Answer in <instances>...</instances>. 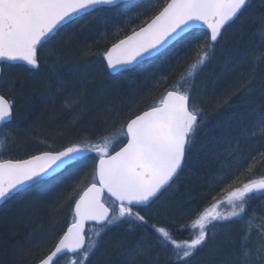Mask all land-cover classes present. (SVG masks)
Instances as JSON below:
<instances>
[{
    "label": "snow or ice",
    "instance_id": "snow-or-ice-1",
    "mask_svg": "<svg viewBox=\"0 0 264 264\" xmlns=\"http://www.w3.org/2000/svg\"><path fill=\"white\" fill-rule=\"evenodd\" d=\"M150 6L157 9L154 15L102 53L105 71L131 73L136 66L163 55L173 43L183 42L193 50V55L169 90L146 110L130 114L110 135L97 136L95 140L84 137L59 150L42 151L26 159H0V202H7L26 185L54 179L61 169L70 167L85 154L92 153L97 158L92 180L81 187L75 200L71 224L38 264H57L64 254H71L69 264H85L102 235L122 225L134 234L126 249L130 258L146 254L155 243L170 251L172 264H187L198 248L207 243L210 226L214 228L216 222L241 217L253 197L264 195V175L246 181L233 180L221 199L214 198L190 224L180 226V230L193 233L186 239L175 238L168 226L150 223L147 213L142 214L180 178L189 154L199 150L196 140L206 114L194 94L197 78L215 59L217 45L226 51L227 59L223 72L214 74L215 81L222 79L227 65L240 53L239 44L230 50L223 48L225 33L235 26L242 38L255 26L250 41L259 51L246 53L241 63L250 64L253 69L264 63V0H260L258 12L253 0H163L162 4ZM121 7H127V0H0V85L14 83V79L8 78L12 68H22L33 77L39 75L40 50L54 41L63 28L87 17L79 24L81 30H86L107 20L109 13ZM259 84L264 89V75ZM256 87L253 71L231 95L243 99ZM14 107V98L0 94V133L5 137L0 139V148L10 136L7 128L16 118ZM248 117V125L239 128L237 144L264 137V104L252 106ZM123 140L126 143L113 152V146ZM261 160L264 153L253 158L248 171ZM225 178L226 174L217 179L222 182ZM223 205L228 210H223ZM88 222L96 227L86 234ZM136 229L150 230L154 235L147 231L136 234ZM247 255L245 249L244 256Z\"/></svg>",
    "mask_w": 264,
    "mask_h": 264
},
{
    "label": "rangeland",
    "instance_id": "rangeland-1",
    "mask_svg": "<svg viewBox=\"0 0 264 264\" xmlns=\"http://www.w3.org/2000/svg\"><path fill=\"white\" fill-rule=\"evenodd\" d=\"M133 9L134 7L131 6L124 7L122 9V13L127 12L129 15V12H131ZM116 17H119V13H116ZM105 22L106 20H102L98 23L105 24ZM72 36L73 34L71 37ZM72 38H74V36ZM239 38H241V34L237 30H228V32L225 33V39L222 41V46L225 50H230L234 45L239 44L240 53L239 55L235 56L236 58H234L230 64H228L227 73H231L243 68V71L239 73L244 81L253 71L256 73L257 87L253 93L243 99L240 97L239 102L234 104L236 109L244 108L245 112H249L252 106L258 107L264 104V95H261V92L264 91V89H262L259 84V78L264 75V63H259L255 69H253L250 64L241 63V57L243 55L248 52L255 54L259 51V49L254 46V44L250 41V38L244 39L246 41L245 45L242 43L244 40L241 41ZM54 45L55 44L53 43L43 51V48L40 50L41 72H39V75L33 77L22 68H16L18 70H9L8 72V76H11V80L14 79V83H10L11 89L16 85V81H21V84L22 82L26 84V81L28 84H34L35 82H39L38 84H41V90L43 94L46 95V98H42L44 100V106L42 108L43 115H40V113L36 115L38 117V124H36L35 131H42L49 135L53 133L52 138L54 141L42 137L38 138L32 132L33 130H31V133L26 128L17 130V134L7 129L10 132V136L5 140L4 147L0 148V159H13L12 157H14V153L18 152H22L25 157H29L30 155L42 151L59 150L71 143V141H67L68 143L65 144L63 143L66 141L59 143L61 141L59 138L62 136H60L58 132L63 126V121L60 120L62 116L59 115L58 117V114L55 112L56 109H63L62 115L66 117V121L64 120V122L72 124L80 120V117L87 113L88 109L91 107L90 102L92 100L100 101V99L105 95L110 97L112 96L115 99H121L125 88L129 89V91L133 93H137L136 83L139 78L142 79V85H146L147 82H150L148 86L151 87L147 88L146 96L152 92V89H158L155 84L159 81L156 82L155 80L156 83L153 85L151 77L154 75L153 71L159 67L161 62L147 64L144 66L142 65L140 68L136 69L134 74L126 73L108 77L107 75L109 73L104 70L105 62L102 57H99L96 59V61L91 63H85V60L65 63L62 60L64 53H62L61 48L59 47L54 50L52 49ZM68 45L69 44H66V47ZM220 49L221 45H218L217 50L220 52L221 57L227 58L226 51H221ZM101 60L103 61L102 71H100L101 69L99 68V62ZM80 65H83L81 67L85 68L86 70L82 69L81 71ZM95 65H99L98 69L95 68L89 70L91 66ZM57 76H59L60 79H57ZM209 77L210 75L208 76V73H206L205 76L203 75L201 79L199 78L200 82L197 86V89L200 90L199 98L206 104L208 103V93L215 90V85L209 86V82H207ZM31 81L34 82L30 83ZM78 93H80L79 97L76 95ZM160 93L161 92L158 91L156 98L161 97H159ZM19 95L18 89L16 88L15 92L13 90L12 92L9 91L8 98H14L16 104V99ZM59 96L60 98H58ZM257 96L258 98H254ZM25 99L26 98L19 97L17 99L19 101L17 107L20 106V104H23ZM77 99L78 103H74V100ZM46 102L55 105L56 109L53 107L51 112L49 110L48 103ZM197 104L200 107V101H197ZM110 109L111 108L109 107L106 108L107 111ZM25 110L26 108H24L23 111L25 112ZM74 110H79V112L76 114L72 113ZM227 112H230L229 106ZM239 114V116L236 115L239 118L235 116V120L227 119L228 121L231 120L230 123L232 126L234 124L235 127H228L229 130H227V132L225 131L226 136H223V139H221V137L220 139L211 137V132L209 134L207 131H203L201 137L197 135L196 143L199 150L194 151V153L192 152V159L190 156V160L186 164L183 173L180 175L179 184L184 182L185 187H189L190 184L194 183L195 181H201V184L207 185L211 189L218 183V187L223 184V182L221 183L220 181H217V183L204 181L202 180L204 177L196 176L194 172L195 168L196 166H200L201 160L203 161V159L212 160L210 163L213 165L216 164L215 167L217 166L216 168L222 170L220 172L222 173L221 175H232L242 168H249V164L252 163L253 158H256V155L259 154L264 148V137L246 140L245 144H249L251 149L254 148L255 151L252 149V152H248L244 156H241L240 154H234V151H239L240 146L234 140L229 141V138L236 136V133L240 134L239 128L243 124H246L247 126L250 119L248 117V113H244L246 116L241 114V112ZM44 115L47 116L44 118ZM208 121L209 120H207V123ZM119 126L120 124L118 127ZM215 129L216 131H220L218 127ZM200 132L201 131L199 130V133ZM83 136L87 137V134ZM0 139H5L3 133H0ZM258 141L260 142L259 145L256 143ZM125 142L126 140H123V142H117L111 150H117ZM198 155H200V158L197 157ZM96 163V157H94L92 154H85L84 157H82L78 162L73 163L61 175L55 177L54 179L43 181L40 184L34 185L33 187L23 191L10 200L4 207L0 209V220L5 218V216H8L7 221L9 220V222H18L20 224L27 225V232L28 230L29 232L27 236L28 240L25 244H31V246L35 245L39 247V249L35 247L38 250L45 248L55 239L56 233L60 231L63 224H65L64 228H66L72 222L73 206L75 200L79 196L81 187L85 186L92 180L93 168ZM257 165H259V163H257ZM260 165L258 166V171L253 172L255 168L251 172L248 171V173H252L251 175H255L253 178L264 175V162L261 166ZM208 167L204 169L208 170ZM213 170V166L210 165L209 171L212 172L211 174L214 176L215 173ZM178 185L170 187L163 195L160 196L155 204L151 205L146 210L144 209L142 213L146 212L147 217L155 219L159 218L161 220H163V218L175 220L176 217H178V220H184L193 215V212L196 208V205L192 203V201L195 199L194 197L185 199L184 194H178L179 197L177 199L167 202V199L171 198L177 190L181 193L182 190L178 189ZM232 224H236V226L232 227ZM230 227L232 228L230 229ZM113 228H127V225L112 227L108 231H111ZM229 230H233L234 233V239L229 238L228 241L226 240L234 246V250L231 248L233 251L230 249L231 252H233L230 254L224 251L225 240L221 239V236H226ZM211 232L214 237L217 235L215 237V239L218 238V248L216 252L219 253L221 259H227L232 262L242 261L243 264H246V262L247 264H264V195H257L253 197L246 206V212L243 213L241 217L234 218L233 223L228 224L227 222H216L215 227L213 230H211ZM102 237L100 238V241ZM237 238L238 240H236ZM27 245L16 246L19 257L24 255ZM97 248L94 250V252L97 250ZM245 249L248 251L247 257L244 256ZM251 249L254 250V254L250 253L252 251ZM94 252L92 254H94ZM121 260L126 262L125 258ZM14 261H18L17 263H19L18 257ZM62 263L69 264V262L67 263L66 257L61 259L58 264Z\"/></svg>",
    "mask_w": 264,
    "mask_h": 264
},
{
    "label": "trees",
    "instance_id": "trees-1",
    "mask_svg": "<svg viewBox=\"0 0 264 264\" xmlns=\"http://www.w3.org/2000/svg\"><path fill=\"white\" fill-rule=\"evenodd\" d=\"M259 1L260 0H253L254 10L257 12L260 10ZM162 3L163 0H136L133 2H129L127 3V6L134 7V9L131 12H129L130 13L129 15L127 12L122 13V9L124 7H121L118 11H114L108 14V18L105 24L94 23L95 25L92 24L86 30H81L79 28V24H83L84 20L88 19L87 17H84L83 19H80L76 24L69 25L66 28H63L60 31V33H58L55 40L47 44L42 49V51L54 43L55 45L52 47V49L55 50L60 47L62 53H64L62 57L63 62L68 63V62H79L85 60L86 61L85 63H89V62L91 63L93 61H96V59H98L99 57H102V53L107 51V49L110 48L113 43H116L119 39H122L124 38V36L129 35L133 28L138 29V27L142 26L145 20L150 18L152 15H154L157 9L155 7H151L150 5L162 4ZM116 13H119V17H116ZM229 30H236V27L234 26ZM255 30L256 28L255 26H253L251 29L248 30L249 34L244 35L242 38L239 39L242 41L245 38H250V33ZM200 31L203 32L202 30ZM72 34L74 38H72L73 36L71 37ZM202 39L203 37H201V41ZM242 43L243 45H245L246 41L244 40ZM66 44H69L70 47L69 45L66 47ZM192 55H193V50L187 49L183 42L173 44L171 47H169L167 50L164 51L163 55L156 57L150 62H146L142 64L144 66L147 64L161 62L159 67L155 71H153L154 75L151 77V81L153 85L154 83L159 81L158 83L155 84L158 87V89H152V92L148 96H146L147 88L151 87L148 86L150 82H147L146 85L145 84L142 85L141 83L142 79L139 78V80H137L136 83L137 93L135 92L133 93L129 91V89L125 88L124 89L125 91L122 94L121 99L118 98L115 99L112 96L110 97L108 95H105L103 96V98L100 99V101L92 100L90 102L91 107L88 109L87 113L82 117H80V120L72 124L68 122H64V120L66 121V117L62 115L63 109L61 108L56 109L55 105L46 102L48 103V107L51 112L53 110L52 108L54 107L56 109L55 112L58 114V117L59 115L62 116L60 120L63 121V126L61 127V130H59L58 132V134L62 137L59 138L61 139L59 143L64 141L66 142H64L63 144L68 143L70 141L74 142L76 140L84 138L83 135L85 134H87L88 138L95 140L97 136L110 135L111 133L115 132V130L119 128L118 125L121 124L122 121H124L127 118H130V114L132 113L139 114V112L146 110L148 106L153 104L152 102L158 101L160 99V98H156V94L158 93V91L161 92L159 95L160 97L167 90H169V86L176 81L180 73L184 70L185 67H187L188 63H190ZM185 56H187V59H183V57ZM226 59H227L226 57L222 58L220 52L217 50L215 53V59H213L211 63H209L207 67H205L204 69L205 72L204 71L201 72L197 78L196 84L198 86L200 82L199 78L201 79L203 75L205 76L206 73H208V76L210 75L209 79L207 80V82H209V86L215 85V90L208 93L207 104L201 101V99L199 98L200 90L197 89V87L195 89L194 94L196 96V100L200 101V107L203 109L204 113L206 114L204 126L200 129L201 132L199 134V137L202 136L203 131H207L209 132V134L211 132L210 134L211 137H216L219 139L221 137V139H223V136H226L227 130H229V128L235 127L234 124L232 126L230 121L233 119L235 120V116L236 115L239 116L240 112L241 114L245 115L244 108L236 109L234 107V104L239 102L240 96L231 95L235 87L244 82L243 78L240 76L239 73L243 71V68H241L240 70L233 71L231 73H227V72L226 74L223 73L222 79H220L219 81H215L214 74H220L223 72L224 69L223 67H225ZM102 62L103 61L101 60L99 62L100 66L98 65L99 68L101 69L100 71L103 70ZM85 63H81V64H85ZM142 65H140L137 68H140ZM81 66L83 65H80V67ZM98 66L96 65L91 66L89 70L95 68L98 69ZM137 68H135L134 71H132L131 73L134 74ZM15 69L16 68H12L10 70H15ZM82 69L85 68L81 67L80 70L82 71ZM122 74H126V73H122ZM107 76L112 77L111 75L109 76V74ZM8 78L11 80V76H8ZM33 82L34 81H31L30 83ZM38 83L39 82H35L34 84H28L26 81V84L22 82L23 84L22 86L21 81L19 82L16 81V85L13 86L12 89L10 83L0 85V92L2 95H5L6 98H8L9 91L12 92L13 90L15 92L16 88L18 89V92L20 94L18 97L16 96L17 99L19 97L26 98L24 103L20 104V106L18 107L17 105L19 101L16 99V104H15L16 107H14L13 109L14 113L16 114V118L11 122L10 125H8L7 129L17 134V130L21 128H26L29 132L33 130L32 132L38 138L42 137L54 141V139L52 138L53 133L49 135L42 131H35L36 124H38V120H37L38 117L36 115L38 113H40V115L41 114L43 115L42 108L44 106L43 105L44 100L42 98H46V95H44L41 90V84ZM76 95L79 97L80 93ZM58 98H60V96ZM254 98H258V96ZM228 106L230 110L229 113L227 112ZM107 107L111 109L107 111L106 110ZM24 108H26L25 112L23 111ZM78 112L79 110H74V112L72 113L76 114ZM46 116L47 115H44V118ZM227 119H231V120L228 121ZM207 120H209L208 123ZM242 126H246V124H243ZM216 127H218L220 131H216L215 129ZM218 132H219V136H218ZM239 135L240 134L236 133V136H233L234 138L230 137L229 141L234 140L235 142H237V137ZM245 143L246 140H241L238 144L240 146L239 151L234 152V154L243 155L248 151L252 152V149L253 151H255L254 148L251 149L249 144L247 145ZM256 143L257 145L260 144L259 141ZM193 153L189 154L187 163L190 160V156L192 159ZM260 153H264V148L260 151ZM88 154H92V153H88ZM259 154L256 155L257 156L256 158H259ZM92 155L96 157L95 154ZM13 156H14L12 157L13 159L27 158L24 156V154H22V152L14 153ZM197 157L200 158V155H198ZM210 162H212V160L209 159L208 160L203 159V161L201 160L200 166H196L194 172L196 176L204 177L202 179L204 181H211L217 183L218 181L217 178H219V176H222L221 175L222 173H220L222 170H219L218 168H216L217 166L215 167L216 164L213 165ZM263 162L264 160H261V163H259V165L260 164L262 165ZM251 164H253V161ZM210 165L213 166L214 169L213 172L215 173L214 176L213 174H211L212 172L209 171ZM259 165H257V163L255 164V167H253V169L255 168V170L252 169L253 172L258 171ZM206 167H208V170L204 169ZM249 174L252 173H248V168L246 169L242 168L241 170H238L232 175L226 174V178L222 181L223 184L220 187H218L219 186L218 183L212 189L209 188L207 185L201 184V181H195L194 183L190 184L189 187H185L184 182H182V184H179L180 182V178H179L172 185V187L177 186L179 184L178 189L182 191L180 193L177 190L172 195L171 198H168L169 200L167 199V202L177 199L179 197L178 194H184L185 199L194 197L195 199L192 201V203L196 205V208L193 212V215H191L190 217L184 220L182 219L178 220L177 219L178 217H176L175 220L164 219V218L163 220L159 218L156 219L150 217L147 218L149 219L150 223L157 224V226H168L173 231L175 238L186 239L193 233L190 232L189 230H180V226L190 224L196 218L199 212H201L205 207L209 206L211 203L214 202V198L216 200L221 199L222 196L224 195V190L228 187L229 184L233 182V180L239 178L240 180L246 181L250 178H253V176H255V175L249 176ZM222 209L228 210L226 205H223ZM7 219L8 216H5V218H2L0 220V264H36L39 261V259H41L52 249L55 242H57V240L65 230L64 228L65 224H63L60 231L56 233V237L51 242V244L47 245L45 248H41L40 250H38L39 247L35 245L31 246V244L30 245L25 244L28 240L27 236L29 232V230L27 232L28 229L26 227L27 225L20 224L18 222H9V220L7 221ZM227 223L231 224L233 223V220ZM233 225L234 224H232V227L236 226V224L234 226ZM92 227H96V225L91 226V228ZM232 227H230V229ZM126 229L127 228H113L111 231H108L105 234H103V237L98 245L97 250L94 252V254L89 256L85 264H172L170 251L161 248L159 245L155 243L151 245L150 251L147 252L146 254L137 256L135 259L130 258L127 254L126 249L132 243L134 234L129 233L128 231H126ZM211 230H213L212 226H210L209 229L210 234L207 243L198 248L195 254L191 258H189L187 264H241L242 261L232 262L230 260L227 259L223 260L220 258L219 253L216 252L218 248V240H217L218 238L215 239L217 235L214 237ZM145 231H147L149 235H154L150 232V230H145V229H136V234ZM233 234H234L233 230H229L226 236H221L222 237L221 239L225 240L224 251L228 252L229 254L233 253L231 252V250L232 249L234 250V246L227 241L229 238L234 239ZM236 240H238V238ZM21 245H27V246L24 255H21V257H19V253H17L16 246H21ZM35 247H37L38 249ZM251 250L252 251L250 253L254 254L253 253L254 250L253 249ZM17 257L19 263H17L18 261H14L15 259H17ZM71 258H72L71 256L66 257L67 263L70 261ZM124 258L126 259V262H123L121 260Z\"/></svg>",
    "mask_w": 264,
    "mask_h": 264
},
{
    "label": "water",
    "instance_id": "water-1",
    "mask_svg": "<svg viewBox=\"0 0 264 264\" xmlns=\"http://www.w3.org/2000/svg\"><path fill=\"white\" fill-rule=\"evenodd\" d=\"M129 1H132V0H127V2H129ZM202 30H204L203 28H201ZM117 74H119V73H114V74H111V75H117ZM1 94V93H0ZM66 168V167H65ZM65 168L64 169H61L60 171H59V173L58 174H60L61 172H63L64 170H65ZM57 174V175H58ZM31 186H33V185H31ZM31 186H25L24 188H23V190H25V189H27V188H30ZM168 189V188H167ZM23 190H21V191H23ZM21 191H18L17 193H15L12 197H14L15 195H17L18 193H20ZM163 192V191H162ZM161 195V194H160ZM11 197V198H12ZM10 198V199H11ZM10 199H8L7 201H9ZM6 202H0V208L5 204ZM74 209V208H73ZM92 224H94L93 222H88V223H86V225H85V228H86V233H87V229H88V226L89 225H92ZM66 230H67V228H66ZM65 230V231H66ZM67 255H71V254H64V255H61L59 258H58V260H57V262L59 261V259L61 258V257H63V256H67Z\"/></svg>",
    "mask_w": 264,
    "mask_h": 264
},
{
    "label": "bare ground",
    "instance_id": "bare-ground-1",
    "mask_svg": "<svg viewBox=\"0 0 264 264\" xmlns=\"http://www.w3.org/2000/svg\"><path fill=\"white\" fill-rule=\"evenodd\" d=\"M244 113H248V112H245V111H244ZM245 116H246V114H245ZM199 134H200V133L198 132V135H199ZM234 152H235V151H234ZM248 152H250V151H248ZM248 152H247V153H248ZM244 155H246V153H244V154L241 155V156H244ZM186 164H187V161H186ZM186 164H185V166H184V169H185V167H186ZM183 171H184V170H183ZM183 171L181 172V174L183 173ZM181 174H180V175H181ZM250 175H251V174H250ZM250 175H249V176H250ZM166 191H167V189L164 190V191L161 193V195H163ZM161 195H160V196H161ZM160 196H159V198H160ZM159 198H158V199H159ZM158 199L155 200L153 203H151V205L155 204V202L158 201ZM74 205H75V203H74ZM151 205H150V206H151ZM36 264H38V262H37Z\"/></svg>",
    "mask_w": 264,
    "mask_h": 264
}]
</instances>
